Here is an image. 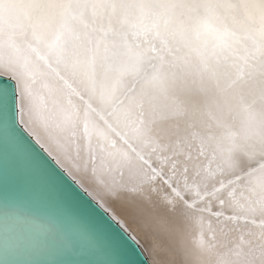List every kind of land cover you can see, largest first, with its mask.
<instances>
[{"label": "snow or ice", "instance_id": "obj_1", "mask_svg": "<svg viewBox=\"0 0 264 264\" xmlns=\"http://www.w3.org/2000/svg\"><path fill=\"white\" fill-rule=\"evenodd\" d=\"M3 133L137 247L114 204L176 264H264V0H0Z\"/></svg>", "mask_w": 264, "mask_h": 264}, {"label": "water", "instance_id": "obj_2", "mask_svg": "<svg viewBox=\"0 0 264 264\" xmlns=\"http://www.w3.org/2000/svg\"><path fill=\"white\" fill-rule=\"evenodd\" d=\"M0 150L6 155L3 159L0 156V199L5 202H24L33 209L46 212L61 220L64 227L74 233L70 238L72 242L75 241L73 252L69 253L66 262L78 264L76 261L78 259L82 264H107L108 257L99 249L96 240L79 219V212L86 210L89 221L102 225L108 238L118 244L120 258L124 264H152L141 245L137 247L132 241L122 239V234H118V230L104 224L100 216L91 210L90 202H86L87 198L83 197L74 185L69 188L71 181L67 177L54 180L45 170L27 161L14 149L10 135L0 134ZM57 171L59 172V169ZM61 191L71 195L63 200ZM12 196L18 198H10ZM77 232L91 239L95 247L94 252L86 251L84 245L80 246ZM75 253L78 255L75 256Z\"/></svg>", "mask_w": 264, "mask_h": 264}, {"label": "bare ground", "instance_id": "obj_3", "mask_svg": "<svg viewBox=\"0 0 264 264\" xmlns=\"http://www.w3.org/2000/svg\"><path fill=\"white\" fill-rule=\"evenodd\" d=\"M4 155L5 152L0 150L2 159L6 158ZM113 208L118 216L127 221L152 264H176L179 257L167 240L157 243L127 207L116 203ZM64 226L58 218L33 209L24 202H5L0 199V264H69L66 261L69 253L73 252L75 241L72 242L71 238L74 233ZM77 237L80 246L84 245L86 251L94 252V243L88 236L78 234ZM76 261L82 264L80 260Z\"/></svg>", "mask_w": 264, "mask_h": 264}]
</instances>
